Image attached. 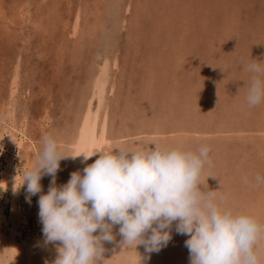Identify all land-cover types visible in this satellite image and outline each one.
<instances>
[{"label": "rangeland", "instance_id": "1", "mask_svg": "<svg viewBox=\"0 0 264 264\" xmlns=\"http://www.w3.org/2000/svg\"><path fill=\"white\" fill-rule=\"evenodd\" d=\"M0 38V173L8 167L20 184L46 133L70 148L109 54L110 92L100 119L110 135L126 136L113 143L210 146L203 169L208 189L224 206L264 222V183L255 179L264 174V104H247L245 67L264 59V0H0ZM9 183L0 196L8 217ZM17 195V227L22 237L35 236L39 193L29 202L25 184ZM174 225L160 251L149 254L137 245L147 263L190 264L187 236Z\"/></svg>", "mask_w": 264, "mask_h": 264}, {"label": "clouds", "instance_id": "2", "mask_svg": "<svg viewBox=\"0 0 264 264\" xmlns=\"http://www.w3.org/2000/svg\"><path fill=\"white\" fill-rule=\"evenodd\" d=\"M245 67L250 74L247 104H264V59L253 58ZM210 150L208 145L193 151L152 141L138 149L72 153L46 133L35 163L24 169L13 191L26 184L29 202L39 193L44 243L56 245L52 264H105L104 242L115 240L116 225L122 246L142 244L146 253L158 252L171 240L174 222L176 232L187 236L190 264H264V222L224 206L207 187L203 169ZM97 152L82 171L56 184L62 159L87 161ZM46 174L51 181L45 192L41 178ZM255 179L264 183V174Z\"/></svg>", "mask_w": 264, "mask_h": 264}, {"label": "bare ground", "instance_id": "3", "mask_svg": "<svg viewBox=\"0 0 264 264\" xmlns=\"http://www.w3.org/2000/svg\"><path fill=\"white\" fill-rule=\"evenodd\" d=\"M108 8H109V6H108ZM122 23H123V20H121V24ZM77 27H78V23L75 22L74 31H76ZM40 39H41V37H40ZM42 40H43V38H42ZM103 45H101L102 48L104 47ZM101 47H98V48L101 49ZM109 49H110V47H109ZM100 52H102V51H100ZM95 56H96V54H95ZM109 61H111V56L109 54H105V56L102 58V62H101L102 67H101V69L99 68L100 70H98V71L96 70L97 73L94 76V81H92V83H93L92 88L90 89V92L87 93V95H86L87 96V98L85 99L86 104H85L84 108L82 109L81 114H79V113H78L79 115L77 114L78 117L80 116V118H78L79 120L77 119L78 123L76 126H74L75 132L73 133V131H72V136H71L72 138L71 139L69 138L70 140L65 139V140L70 141L67 143L70 146V148L67 150V152H72V153H76L79 151L92 152L94 150L108 151V150H111L115 147H120L119 144L116 145L113 143V141H115V142L121 141L123 143V140H126V136L123 134L118 135V136L112 135V134L110 135L108 132L106 120L100 119V117H101L100 116V110L102 108L106 107L105 104H106L107 99H105L106 98L105 94H108L106 92H110V91H107V89H106L107 82H108V80H107V73H108L107 70L108 69L107 68H108ZM96 66H98V65H96ZM88 84H90V83H88ZM94 99H95V103H93ZM6 126H7V124H6ZM3 130H4V128H3ZM157 132H158L157 130L151 131V132H149V135H153V137H154L157 134V136H158ZM59 133L61 134V132H58V134ZM63 133L65 134V132H63ZM70 133H68V134H70ZM143 136H146V135L144 134ZM66 137L68 138L69 136H66ZM135 137L137 138V136H135ZM23 139H21V140H23ZM25 139H27V138H25ZM59 139H61V138H59ZM60 143H65V142L61 140ZM121 147L123 148V146H121ZM129 148H130V146H129ZM65 149H67V148H65ZM131 149H133V147ZM18 154L20 155V153H18ZM257 154H258V152H257ZM97 155H99L98 152L96 154H94L93 156H90L87 161H82L81 156H77L75 159H73L71 156L62 159L60 161V167H59L58 172L56 174V184L57 185L63 184L64 182H62V180L66 182L69 179L72 171H74V170H81L82 171L86 164L91 163L92 161H94L96 159ZM33 164H34V162H33ZM23 165H25V164H23ZM16 173H11V171L8 169V167H5V169H3L2 172L0 173L2 175L1 176L2 179L0 181V196H1V193L3 191L4 186L7 184V181L10 182L9 184L11 185L10 196L6 197V201L10 203L9 217L5 214L3 205H0V264H52V262L55 260V258L57 256L56 245L52 244V243H48V244L44 243V237H43V233H42V223H41V221L39 219V215H38L39 206H38L36 213H35L36 214V220H37V223L39 226L38 227L39 231L37 234H35V236H32V234H31V235H27L25 237H22L21 236L22 233L17 227L18 226V220L20 219L21 215L19 213V210L16 207L17 199H18V195H17L18 191H16V192L13 191L14 187L18 186L19 181H20L19 175ZM22 175H23V173H22ZM50 181H51L50 175L46 174V175L42 176L41 184L43 186V189H42L43 191L46 192L48 190ZM230 190H232V189H230ZM259 202H262V201H259ZM3 204H5V203H3ZM4 227H7V230L9 231L8 234L4 233V231H3ZM20 227H21V225H20ZM118 227H119L118 225L113 227V232L116 234V236H115V240H113L111 242L112 244L111 243L109 244L108 242H104V246L106 249V251L104 253L105 264H140V257H141L142 264H149V263H147L149 261L147 259L148 257L147 258L144 257L143 246L142 247L138 246L137 249L135 247L122 246L121 237H120L119 232H118ZM18 236H20V239H17ZM139 254H140V256H139Z\"/></svg>", "mask_w": 264, "mask_h": 264}]
</instances>
